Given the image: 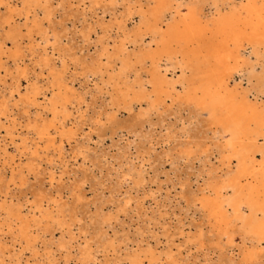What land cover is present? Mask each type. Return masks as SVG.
<instances>
[{
    "label": "bare ground",
    "instance_id": "6f19581e",
    "mask_svg": "<svg viewBox=\"0 0 264 264\" xmlns=\"http://www.w3.org/2000/svg\"><path fill=\"white\" fill-rule=\"evenodd\" d=\"M207 5L209 11L205 10ZM66 6L74 7L71 15L83 23L78 30L80 39L93 43L96 54L88 60L61 47V40L67 38L62 31L65 25L55 22L53 15ZM0 9V80L2 70L14 79L1 93L0 128L11 139L15 138V123L6 125L10 101L25 113L35 109L36 117L29 116L26 122L27 134L44 139L47 150L55 144V134L62 138L75 133L67 127L70 105L73 101L80 104L84 98L73 88L75 78L66 76L69 58L93 81L95 90L104 91L106 105L112 109L105 112L109 121L115 120L119 107L131 110L137 101L146 104L144 114L168 100L185 102L197 120L213 131V138L218 140L216 152L226 160L225 173L217 176L210 171L207 193L197 198L209 232L220 240L226 238L229 246L235 243V235L242 236L246 247L241 252V264L263 261L264 141L260 139L264 140V100H259V94H264V64L259 71L255 65L264 57V0H0ZM88 12L94 21L89 22ZM107 15L110 17L105 21ZM23 48L40 70L33 78ZM249 48L254 61L246 54ZM54 50L60 63L52 59ZM7 60L14 62L13 68ZM245 66L249 79L254 80L253 98L250 88L239 89L238 83L232 84L235 73ZM43 75L45 82L41 84L38 76ZM22 78L28 82L23 87ZM203 114L206 116L201 118ZM18 137L27 150L26 137ZM195 145L186 144L180 155L206 152L202 144ZM37 149L32 154L38 155ZM34 158L25 165L28 172L35 170ZM19 179L26 183L21 171ZM0 183L5 185L1 176ZM43 198L34 201L30 216L15 203L0 202V231L7 228L13 238L24 242L19 254L28 248L37 253L35 241L44 222L64 223L60 215L66 202L54 199L55 206L49 209L43 206ZM193 240L203 245L202 230ZM59 242L64 248L65 243ZM82 253V257L90 254L87 249ZM6 254L0 243V264L12 263L13 255L9 254L7 261ZM144 258L149 264L161 260L151 248L126 256L131 264H143ZM165 261L179 264L170 252H165Z\"/></svg>",
    "mask_w": 264,
    "mask_h": 264
},
{
    "label": "rangeland",
    "instance_id": "374dc122",
    "mask_svg": "<svg viewBox=\"0 0 264 264\" xmlns=\"http://www.w3.org/2000/svg\"><path fill=\"white\" fill-rule=\"evenodd\" d=\"M72 9L59 8L53 15L55 22L63 21L65 25L62 31L67 38L60 44L65 49L70 48L75 56L88 60L96 54L93 43L80 39L78 30L83 23L71 15L76 10ZM205 10L209 11L210 6ZM91 15L88 12L89 22L95 20ZM109 17L107 15L105 21ZM114 32L111 31L115 37ZM91 41L94 40L91 38ZM128 46L132 49L133 44ZM50 48L48 46L47 50L53 52ZM23 50L27 55L29 76L33 78L40 70L29 61L30 52ZM251 51L249 48L246 54L254 61L256 57ZM52 59L60 63L58 51L54 50ZM68 60L66 76L75 78L73 88L84 98V102L73 101L70 105L67 127L75 132L72 137L61 138L55 134V144L47 150L44 139L27 134L26 122L29 116L36 117L35 109L30 108L29 113H25L21 106H13L14 101L9 103L11 113L6 125L15 123L12 134L15 138L11 139L10 134L0 128V176L5 183L0 186V202L19 205L27 216L32 214L34 201L43 196L45 208H54V199L66 202V209L60 215L64 223L41 225L35 241L37 253L28 248L19 254L24 242L16 240L3 228L0 243L7 253L5 260L9 261L12 254L11 264H131L126 259L128 254L151 248L161 256L156 264H166L165 252H170L179 264H241V252L246 247L242 236L235 235V243L229 246L226 238L220 240L215 234L211 235L197 199L207 193L209 172L220 176L226 170V160L216 152L215 141L218 140L213 138L210 127L197 120L191 106L170 100L145 114L143 101L134 102L131 110L121 106L115 111V120L109 121L105 112L112 109L106 105L104 91L95 90L93 81L82 74L83 69L75 68L74 61ZM7 61L13 68L14 62ZM262 64L264 57L255 65L257 71ZM246 67L235 73L232 84L251 90L254 80L249 79ZM41 78L45 75L38 76L39 82L44 84ZM13 81L11 75L2 70L0 98ZM20 83L23 87L28 82L22 78ZM255 93L252 89L250 97ZM262 99L264 94L260 93L259 100ZM203 116L206 115L201 118ZM20 135L26 137L27 150L21 145ZM187 142L193 148L200 143L207 150L182 156L179 152ZM35 148L38 155L32 154ZM33 156L35 170L28 172L25 165ZM20 171L26 183L19 179ZM199 230L205 237L202 246L193 240ZM59 240L65 243L64 248L59 246ZM85 249L90 253L88 257H82ZM260 261L253 264H264V256ZM143 264H149L147 258L143 259Z\"/></svg>",
    "mask_w": 264,
    "mask_h": 264
}]
</instances>
